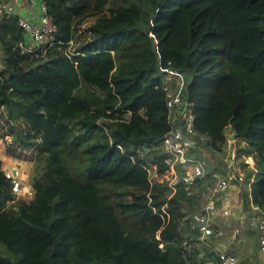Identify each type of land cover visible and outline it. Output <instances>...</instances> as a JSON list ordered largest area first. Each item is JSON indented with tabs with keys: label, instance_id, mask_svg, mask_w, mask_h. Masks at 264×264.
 I'll return each mask as SVG.
<instances>
[{
	"label": "trees",
	"instance_id": "trees-1",
	"mask_svg": "<svg viewBox=\"0 0 264 264\" xmlns=\"http://www.w3.org/2000/svg\"><path fill=\"white\" fill-rule=\"evenodd\" d=\"M41 1L54 26L45 52H22L17 16H0V138L34 166L32 195L16 196L0 158V264H217L222 234L203 243L182 218L206 201L192 186L228 171L233 130L250 167L235 190L246 214L264 207V0ZM165 68L181 73L191 105L190 156L212 158L210 168L196 158L204 175L193 182L179 165L170 196L149 173L169 165L165 87L178 84ZM247 222L236 216L226 238L256 255Z\"/></svg>",
	"mask_w": 264,
	"mask_h": 264
},
{
	"label": "built area",
	"instance_id": "built-area-1",
	"mask_svg": "<svg viewBox=\"0 0 264 264\" xmlns=\"http://www.w3.org/2000/svg\"><path fill=\"white\" fill-rule=\"evenodd\" d=\"M38 16L36 19L31 17H25L19 15L11 5V0H0V16H17L18 24L23 28L24 39L17 42L18 47L22 52H45V50L54 42V26L51 21V17L46 13L45 6L41 1L39 3ZM166 72L177 77L178 86L174 91H170L169 86H166L167 91V120L170 125L169 129L165 132L162 140L165 151L167 152L166 162L169 164L165 172H167V181L170 188V195H172L176 189L175 182L177 181L178 166L182 165L186 168V173L183 176L185 182H193L196 177H202L204 175V162L190 156V145L192 140L190 136L194 133L193 130V116L189 111L190 103L182 101L180 97V91L183 85V77L181 73L171 70L163 69ZM176 120L180 121V124L176 123ZM247 161L252 166V159L248 158ZM196 160V162H193ZM189 163V164H188ZM232 165V164H231ZM230 165V166H231ZM4 173L11 181V189L16 196H31L32 185H30L22 177V172L18 166H11L4 168ZM214 177L213 185L206 187V192L202 195L206 198V201L201 207L199 213H193L190 215H184L182 219L188 220L191 226H195L198 223V239L205 243L209 236H220L222 232L219 230L213 231L211 226L214 220V215L217 213V207L214 204V196L219 193L228 194L231 188H235L236 183L245 181L243 172L236 169L228 170L224 175L218 176L216 173L212 174ZM251 181V180H249ZM238 192V191H237ZM225 200L229 201L228 195ZM254 208H257L256 215L250 216L245 211L241 212L240 222L244 223V217L247 215L249 222L245 223L247 226L256 227L259 234L257 235L259 244V254L264 259V207L252 204ZM229 208L224 206L223 213L228 214ZM238 230V229H235ZM236 234L237 232H232ZM214 237V238H215ZM159 238V236H157ZM219 240L214 241L212 246L216 253L217 264H239L240 258L232 247L224 246Z\"/></svg>",
	"mask_w": 264,
	"mask_h": 264
},
{
	"label": "rangeland",
	"instance_id": "rangeland-1",
	"mask_svg": "<svg viewBox=\"0 0 264 264\" xmlns=\"http://www.w3.org/2000/svg\"><path fill=\"white\" fill-rule=\"evenodd\" d=\"M39 2V0H37ZM38 6V5H37ZM172 78H175V83L178 84V80L177 77H175L174 75L170 74V73H166L165 74V79H167L168 83H170L172 81ZM175 88H171L170 91H174ZM9 139V138H8ZM230 141V143L232 144L233 139L230 138V134L228 135V139L227 142ZM244 144V143H243ZM148 147L142 146V147H138L137 150L140 152V154L147 149ZM190 149V153H191V148ZM234 149L235 148H231ZM231 149L229 148V143H228V147L226 145V149H225V155L224 158L228 161L231 160L232 154H234V163L237 166V170L241 171V172H247L250 170V167L248 165H243L242 160H244L241 157H237L235 156V153L231 152ZM193 153V152H192ZM195 154H192V156L200 157L199 159L205 160V166H209V168L212 166V158L209 155V152L207 150H205V154L203 153H197L194 152ZM31 154L28 153V156H30ZM0 158L3 161L8 162V164L6 165V167H11V166H18V168L21 170L22 172V177L26 180V182H28L30 184L32 175L34 174V166H33V160L28 157L27 159H22V158H17V157H13L9 154H7L6 150H5V141L3 139L0 138ZM248 159V158H247ZM231 165V164H229ZM155 167H149V173H150V178L155 179V178H159V179H166L167 177V172H164L163 174L159 175V173L157 174L156 170H152ZM208 178V177H207ZM208 180H210V178L206 179L205 181L202 182V185L198 184V185H194L192 186V191L195 193H198V195L200 196H204L202 195L204 192H206V186H205V182H208ZM32 185V184H30ZM238 193V192H237ZM232 194V193H231ZM24 197H29L28 195L24 196ZM201 198V197H199ZM222 203L219 202L218 207H217V218H215V222L217 225V228H219V230L222 232V240L225 243L224 246H229L232 247L234 249V251H236L239 254V258H240V262L239 264H264V262H262L261 260H258V258L252 253V251H254V249L252 248L251 241H250V246H247L244 244L243 241L238 242V241H233V240H228L226 237L231 235L232 232V226L236 221V216L239 217L241 215V212L244 211V207H243V202L242 199L240 198L239 193L233 196V202H229L227 200H223V198L221 199ZM229 202V203H228ZM224 204H227V206L229 207V213L228 214H224L222 213ZM240 212V214L238 215V213ZM234 228V227H233ZM248 238V237H247ZM241 240L245 239V236H241L240 237ZM215 240V238H214Z\"/></svg>",
	"mask_w": 264,
	"mask_h": 264
},
{
	"label": "crops",
	"instance_id": "crops-1",
	"mask_svg": "<svg viewBox=\"0 0 264 264\" xmlns=\"http://www.w3.org/2000/svg\"><path fill=\"white\" fill-rule=\"evenodd\" d=\"M40 2H41V0H39V2L37 0H11V5H12L13 9L16 10L17 13H19V15L36 19L38 16V13L40 12V10H39V5H40L39 3ZM231 145L232 144L230 143L229 144L230 149H231ZM232 150H233V152H232ZM231 152L235 153L234 149H231ZM232 157H233V159L231 158V160L229 161V164H232V165L230 167H228V170H230V169H236L237 170V166L234 163V161H235L234 154H232ZM247 161H249V159H247ZM7 164H8V162L3 160L1 167L5 168ZM206 179H208L207 176H205L203 178V181H205ZM232 189L228 192V197H229V200L231 199V201L233 200V196L238 194L237 190H235V188H232ZM224 205L227 206V204H224ZM256 239H255V242L258 243V239L257 240ZM256 247H257V251L255 252L256 253L255 256L258 258V260H261L262 262H264V259L259 254V244Z\"/></svg>",
	"mask_w": 264,
	"mask_h": 264
},
{
	"label": "water",
	"instance_id": "water-1",
	"mask_svg": "<svg viewBox=\"0 0 264 264\" xmlns=\"http://www.w3.org/2000/svg\"><path fill=\"white\" fill-rule=\"evenodd\" d=\"M235 134H236V132L233 130V132H232L231 135H230V138L233 139V138L235 137ZM197 180H199V177H196V178L194 179V181H197Z\"/></svg>",
	"mask_w": 264,
	"mask_h": 264
},
{
	"label": "clouds",
	"instance_id": "clouds-1",
	"mask_svg": "<svg viewBox=\"0 0 264 264\" xmlns=\"http://www.w3.org/2000/svg\"><path fill=\"white\" fill-rule=\"evenodd\" d=\"M228 143L230 144V141H228ZM6 168V167H5ZM4 169V168H3ZM234 250V249H233ZM236 252V251H235ZM237 253V252H236ZM238 254V253H237Z\"/></svg>",
	"mask_w": 264,
	"mask_h": 264
}]
</instances>
